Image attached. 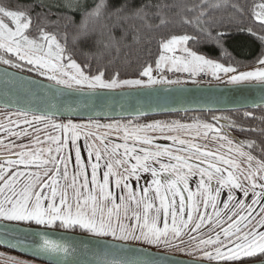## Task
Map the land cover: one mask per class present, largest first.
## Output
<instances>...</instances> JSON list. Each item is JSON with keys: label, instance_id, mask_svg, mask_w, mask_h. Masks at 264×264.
I'll return each instance as SVG.
<instances>
[{"label": "snow or ice", "instance_id": "obj_1", "mask_svg": "<svg viewBox=\"0 0 264 264\" xmlns=\"http://www.w3.org/2000/svg\"><path fill=\"white\" fill-rule=\"evenodd\" d=\"M66 7L80 10L79 5ZM151 7L135 0H118L115 4L110 0H93L90 9L80 12L79 21L73 15L64 16L63 26L75 29L74 44L84 41L93 47L103 43L104 47L119 48L127 41L129 30L133 41L139 42L141 28L131 22L140 21L143 27L152 28L143 23ZM33 9V5L0 0V65L7 66L2 73L4 83L19 82L18 91L24 90L25 84L44 89L53 101L43 109L18 108L5 115L7 124L0 122V151L4 153L0 154V221L37 225L28 247L34 255L50 257L51 264H62L69 255L66 246L49 238L47 229L57 227L81 229L95 237H111L112 241L131 240L153 246L170 245L173 240L184 243V235L207 227V239L190 235L194 251L200 253L191 264H204V261L247 264L248 258L264 256V158L244 150L245 146L251 149L254 141H238L232 136L230 129L245 130L235 121L217 126L208 121L183 124L113 120L101 124L91 117L87 123H75L71 118L61 122L54 119L64 113L69 117L77 113V108L60 102L64 96L75 94L91 99L114 94L117 89L139 91L153 85L182 83L180 79L166 77L165 72L189 73L192 77L210 72L218 79V74L224 73L232 84L257 81L264 85V50L254 67L241 71L189 47L190 41L201 40L200 35L172 34L160 39L154 66L152 63L143 66L140 78H121L119 72L106 78L105 69L92 71L90 64L77 62L67 47V32L62 43L60 34L48 29L49 24H60L61 19L50 21L46 13H36L39 23L34 29ZM253 17L264 26V0L254 5ZM99 21L105 23L97 31L92 24ZM160 23L164 21L161 19ZM198 31L205 41L217 44L227 55L220 43L222 33L213 35L211 30L203 28ZM248 31L256 35L251 28ZM258 39L264 45V35ZM9 68L35 73L47 83L26 80L9 72ZM192 82L196 83L194 79ZM12 116L17 119H11ZM244 116L250 117L252 113L245 112ZM222 119L228 121L227 117H211L215 122ZM49 129L56 134H49ZM111 133H116L123 142H114ZM82 138L83 146L79 143ZM158 139L172 143H156ZM210 144L216 146L215 150ZM225 145L227 151H220ZM82 151L87 153L86 159L82 158ZM145 173L151 179H145V186L141 187L139 182ZM112 185L119 191H113ZM225 190L226 199L222 200ZM254 206L259 207V213ZM209 207L212 214L207 211ZM112 241L105 246L122 247ZM72 264L156 262L113 258Z\"/></svg>", "mask_w": 264, "mask_h": 264}, {"label": "trees", "instance_id": "obj_2", "mask_svg": "<svg viewBox=\"0 0 264 264\" xmlns=\"http://www.w3.org/2000/svg\"><path fill=\"white\" fill-rule=\"evenodd\" d=\"M5 3L11 2L20 5H33V28L39 23L36 13L44 12L48 15L50 21L61 19L60 24H49L50 31H57L61 36V42L64 43L63 34L67 32V47L73 53V57L80 64L88 63L92 71L97 68H103L106 71V78L113 73L119 72L121 78H140L139 72L142 67L148 63L154 66V60L159 54L158 43L162 37L175 35H200L199 42H189V47L206 55L219 63L226 66L231 64L239 70H248L255 66V61L264 50V45L258 39L264 35V26H261L253 17V7L261 0H135L137 4L146 3L152 7L149 9L148 18L144 24L152 25L151 29L142 26V22L133 21L136 27L141 28L139 42L132 39L131 30L127 41L117 47H93L90 42L81 41L78 44L73 43V34L75 29L72 27L65 28L62 18L67 15H73L79 21L80 12L85 8L90 9L93 0H88L84 5L79 6V11L65 7H51L38 0H4ZM111 3H117L118 0H110ZM43 5V7H41ZM233 5H238L234 8ZM257 11L259 9H256ZM204 13V15H201ZM161 19L164 21L160 23ZM185 20H191L192 23H185ZM105 21L93 22L92 27L97 31ZM211 30L213 35L217 32L223 34L220 43L227 55L222 53L221 48L215 43H209L203 39V34L198 29ZM251 28L253 35L248 31ZM19 71V70H18ZM24 73L37 76L35 73L24 71ZM146 79V78H144ZM250 112L252 116L245 117L244 113ZM212 116L227 117L228 121H235L244 131L239 128L230 129L242 141H254L255 144L251 149L245 147L246 151H251L258 158H264V106L253 107L243 110H232L219 113H181L142 117L133 119L134 122H145L152 119L176 118L179 120H194L212 122ZM131 120V119H130ZM215 123V122H214ZM34 225V224H30ZM37 226V225H35ZM64 230L59 227L54 228ZM81 234H87L81 229L66 230ZM17 257L29 264H45L31 258L19 255L12 251L0 247V264H11L10 258ZM264 259V256L257 255L248 258L247 262ZM21 264V263H19ZM27 264V263H22Z\"/></svg>", "mask_w": 264, "mask_h": 264}, {"label": "water", "instance_id": "obj_3", "mask_svg": "<svg viewBox=\"0 0 264 264\" xmlns=\"http://www.w3.org/2000/svg\"><path fill=\"white\" fill-rule=\"evenodd\" d=\"M6 67L0 65V108L12 111L25 107L43 109L53 102L44 89L25 84L24 90L18 91L19 82L14 83L10 80L8 84H5L2 73ZM7 70L16 76H24L26 80L30 78L47 83L45 79L15 69L9 68ZM120 91L130 92L131 94H116ZM116 93L91 99L75 94L61 97L60 102L77 108V113L70 117L67 113H64L62 116L54 118L88 120L91 117L93 120H133L157 115L196 112L219 113L264 106V85L257 81L236 84L222 81L209 84L153 85L139 91L136 89H118ZM85 105L88 106L85 107ZM232 136L236 140L242 141L233 133ZM36 230H38V226L35 225L0 221V247L36 261L51 264L50 257L34 255L28 247L33 239L32 233ZM47 232L50 239L58 241L69 250V255L62 264H72L73 261H103L113 258L153 260L156 264H191L194 259L88 234L58 229H47ZM108 241L120 244L122 247L120 249L106 247ZM63 255L61 254V256ZM261 261H264V259L247 262V264H261ZM204 264H209V262L204 261ZM212 264H215V262H212Z\"/></svg>", "mask_w": 264, "mask_h": 264}, {"label": "rangeland", "instance_id": "obj_4", "mask_svg": "<svg viewBox=\"0 0 264 264\" xmlns=\"http://www.w3.org/2000/svg\"><path fill=\"white\" fill-rule=\"evenodd\" d=\"M38 1H41L42 3H45V4H47V5L51 6V7H55V8L56 7L68 8V7H66V5H68V4L81 6V5H84V3H86L88 0H38ZM248 70H250V69H248ZM242 71H246V70H242ZM165 73H164V75H165ZM169 74L177 75V77H169V76H166V77H168L170 79H180L182 81V83H187V82H189V79H190L188 77V75H190L189 73H169ZM204 74H207L208 76L212 77L213 80H215V82H222V81L228 82V77L224 73H219L218 74L219 79L214 77L210 72L209 73H204ZM154 75H157V77H158L159 73H155L154 72ZM244 82H256V81H243V82H240V83H244ZM229 84H232V83H229ZM10 112H15V111L0 108V122L7 124V121L5 120V115L7 113H10ZM11 119H17V117L12 116ZM56 120H57V122H61L62 120L66 121L67 119H56ZM129 120L130 119H124V120H118V121H120L121 123H124V122H127ZM157 120L163 121V122H166V123H171L173 121H178V122L183 123V124H192L194 122H197V121H194V120H192V121L191 120H179V119H176V118H160V119H152V120H148V121H145V122H138V123H151V122L157 121ZM98 121L101 124H107V123H111L113 120H98ZM73 122H75V123H87L88 120H73ZM22 127H27V125H22ZM13 129L17 130V131L19 130V129H16L15 126H13ZM100 131H105V130L101 129ZM29 132L30 133L32 132L31 128H29ZM48 132H49V134H53V135L56 134L51 129H49ZM0 135H2V133H0ZM33 135H35V134L33 133ZM110 139H112L116 143H122L123 142V141L117 139L116 133H111L110 134ZM19 142L20 141H18V143ZM23 142L26 143V144L28 143L27 139H24ZM79 143L81 144V146H83V138L81 139V141H79ZM156 143L171 145L172 142L158 139L156 141ZM43 146L46 147L47 144H45ZM209 147L212 148L213 150H215L216 146L210 144ZM13 151H16V149H14ZM220 151L226 152L227 151V145H225V148L221 149ZM0 154H4V153L2 151H0ZM74 155H75L74 152H72L73 160H74ZM82 158H84V159L87 158V153L86 152L82 151ZM70 171H71V169H70ZM100 175L102 176V172H101ZM142 177L143 178L139 182L141 187L145 186V179H147L149 181L151 179V176L148 173L142 174ZM132 183H133V185H135L136 181H132ZM192 188H193V190H195V185L194 184L192 185ZM112 190L115 191V192L119 191L118 189H115L114 185H112ZM226 191L227 190H225V194H222V196H221L222 200L226 199ZM239 195H240V198H243L242 193L239 194ZM247 202L248 203L251 202L250 197H249ZM219 207L223 208V204H220ZM254 207L256 208V213H259V207L258 206H254ZM203 210L204 209H203V207L201 205V211H203ZM207 211L210 214L213 213V209L211 207H209L207 209ZM194 215H195V213H194ZM185 218H187V217L185 216ZM215 219L216 218L213 215V220H215ZM256 219H259L258 215L256 216ZM3 222L17 223V224H34V223H31V222H22V221H3ZM253 222H255V220ZM169 224H171L170 218H169ZM159 226H161V227L163 226L162 222H161V224ZM225 226H226V224H225ZM87 234L90 235V236H93L90 233H87ZM208 234H209L208 228L207 227H202L201 230L198 233H190V234L184 235L183 236L184 243H181L180 240H173L170 245H160V246H153V245H149V244H146V243H142V242H138V241H131V240L130 241H126V242L125 241H120V242L134 244V245H140V246L148 247V248H151V249H154V250H157V251L167 252V253L174 254V255L185 256V257H190V258H198L200 256V253L198 251H194V247L195 246H194L193 242L190 240V235L197 236L198 238L202 236L203 238L207 239ZM213 235H214V233H213ZM99 238H107V239H111L112 240L111 237H99ZM181 249H183V250H181ZM208 250H211V249L209 248ZM189 253H192V255H189ZM10 262H11V264H19L21 262L22 263H27V264L30 263L28 261H25V260L17 258V257L10 258Z\"/></svg>", "mask_w": 264, "mask_h": 264}, {"label": "built area", "instance_id": "obj_5", "mask_svg": "<svg viewBox=\"0 0 264 264\" xmlns=\"http://www.w3.org/2000/svg\"><path fill=\"white\" fill-rule=\"evenodd\" d=\"M166 76H169V77H177V75H171L169 73H165ZM159 76V75H158ZM188 77L190 78L189 79V82H192L193 79L196 81V83H214L215 80H213L212 77L208 76L207 74H204V73H201V74H198L197 76L195 77H192L191 75H188Z\"/></svg>", "mask_w": 264, "mask_h": 264}, {"label": "flooded vegetation", "instance_id": "obj_6", "mask_svg": "<svg viewBox=\"0 0 264 264\" xmlns=\"http://www.w3.org/2000/svg\"><path fill=\"white\" fill-rule=\"evenodd\" d=\"M218 117H220V116H218ZM222 122H224V123H226V121L225 120H221ZM215 121H213V123H214ZM216 124H217V126H220V125H222V124H224V123H220V122H215ZM231 131V130H230ZM232 132V131H231ZM233 133V132H232ZM234 134V133H233ZM235 135V134H234Z\"/></svg>", "mask_w": 264, "mask_h": 264}]
</instances>
